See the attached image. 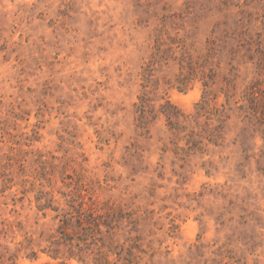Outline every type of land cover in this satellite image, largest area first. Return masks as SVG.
Masks as SVG:
<instances>
[{"label":"rangeland","instance_id":"374dc122","mask_svg":"<svg viewBox=\"0 0 264 264\" xmlns=\"http://www.w3.org/2000/svg\"><path fill=\"white\" fill-rule=\"evenodd\" d=\"M0 264H264V0H0Z\"/></svg>","mask_w":264,"mask_h":264},{"label":"trees","instance_id":"16d2710c","mask_svg":"<svg viewBox=\"0 0 264 264\" xmlns=\"http://www.w3.org/2000/svg\"><path fill=\"white\" fill-rule=\"evenodd\" d=\"M172 106V105H171ZM174 107V106H173ZM143 109V108H142ZM175 109H177L176 107H175ZM177 112H175V111H168V112H165L166 113V115H167V117L169 118V119H171V118H173V117H176V116H178L179 114L178 113H180L179 112V110L177 109L176 110ZM172 120V119H171Z\"/></svg>","mask_w":264,"mask_h":264}]
</instances>
